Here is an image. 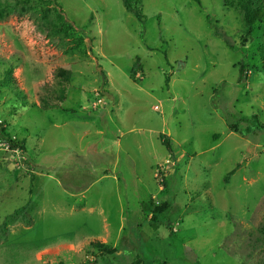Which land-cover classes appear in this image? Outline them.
Instances as JSON below:
<instances>
[{
	"label": "rangeland",
	"instance_id": "obj_1",
	"mask_svg": "<svg viewBox=\"0 0 264 264\" xmlns=\"http://www.w3.org/2000/svg\"><path fill=\"white\" fill-rule=\"evenodd\" d=\"M56 1L0 0V125L26 149L0 144V264H264V23L241 48L224 0Z\"/></svg>",
	"mask_w": 264,
	"mask_h": 264
},
{
	"label": "trees",
	"instance_id": "obj_2",
	"mask_svg": "<svg viewBox=\"0 0 264 264\" xmlns=\"http://www.w3.org/2000/svg\"><path fill=\"white\" fill-rule=\"evenodd\" d=\"M194 2H196L197 4H201L200 0H193ZM225 1V5L228 8L231 9H236L239 10L242 15H243V19H244V26L246 29H244L242 35H241V41H240V46L241 48H244L252 39H253V33H254V29L255 26L257 24H263L264 23V3L263 0H224ZM54 3L57 5V7L59 9L60 5L57 3L56 0H54ZM124 4L126 6V8L130 11L133 12L134 15L137 17V19L139 21H142L144 16L142 15L141 11L136 10L133 8L131 1L130 0H124ZM61 13V12H60ZM62 16H60V20L61 18L65 20V16H64V12L62 11L61 13ZM64 20H61L63 23V32L64 35L67 36L69 31V26L68 28L65 27L64 25ZM79 45L84 43V40L79 38ZM245 68H243L244 70ZM136 70H139L138 68L134 69L131 72V78L134 81H137V79H135V75H136ZM8 77H11V73H12V69H7L6 71ZM71 72L67 71V70H63V69H59L58 73L55 77H59L61 79H64L66 81H69V79L71 78ZM170 82V77L166 76L165 78V84L166 86L169 85ZM58 97V100L64 102L66 97H65V93L62 92ZM74 112V111H71ZM252 119L254 121H256V127L255 129L263 131L264 130V124H260L258 122L259 119H257L256 116H253ZM233 129H237L238 126L237 125H233L232 126ZM250 130V129H248ZM249 131H247L248 133ZM219 138V136H217ZM215 137V138H217ZM161 139H164V144L168 150V153L171 155L173 153V150L170 146V142L168 140H166L164 138L163 135L160 136ZM4 143H8L10 148L9 150L16 155H18V152H21V154L23 155V153L25 154V144L21 141H12L9 137V135H7L6 131L4 129H2V126L0 125V144H4ZM25 166L28 167V169L38 172V173H47L50 169L47 167H42V166H38L36 164H33L31 161L26 160L24 162ZM176 168V165H175ZM234 174V170L227 173L224 180L225 183H228L229 180H231V176ZM164 185L167 186L166 181H164ZM152 206V205H151ZM170 210V205L168 203H165L164 205H160L158 207H156L152 213V217L151 220L154 223L153 226L155 225V227L157 228V226H159L161 223L160 221V217L162 215H166ZM169 221V220H168ZM169 223V224H168ZM167 224V227L169 230L172 231V227H171V222L169 221ZM96 250L100 251L102 254H105L106 256H111V255H115L119 252V250L115 249H111L108 245L106 244H102L100 242L98 243H93L92 245ZM97 263V261H96ZM131 264H143V260L139 257H137Z\"/></svg>",
	"mask_w": 264,
	"mask_h": 264
},
{
	"label": "crops",
	"instance_id": "obj_3",
	"mask_svg": "<svg viewBox=\"0 0 264 264\" xmlns=\"http://www.w3.org/2000/svg\"><path fill=\"white\" fill-rule=\"evenodd\" d=\"M101 178V177H100ZM98 180V179H97ZM97 183V182H96ZM85 191H87V190H85ZM85 191H83V192H85ZM82 192V193H83ZM106 208H107V206H106ZM107 210H108V208H107ZM106 209H105V207L103 208V210H101V216H99L98 215V217L99 218H101V222H102V220L103 221H105L104 223L102 222V234H100L101 236H105L106 234H108L109 232H110V235H111V231H110V225L109 224H107V222L109 221V219H110V212H109V210L107 211Z\"/></svg>",
	"mask_w": 264,
	"mask_h": 264
},
{
	"label": "built area",
	"instance_id": "obj_4",
	"mask_svg": "<svg viewBox=\"0 0 264 264\" xmlns=\"http://www.w3.org/2000/svg\"><path fill=\"white\" fill-rule=\"evenodd\" d=\"M18 154H19V152H18Z\"/></svg>",
	"mask_w": 264,
	"mask_h": 264
}]
</instances>
